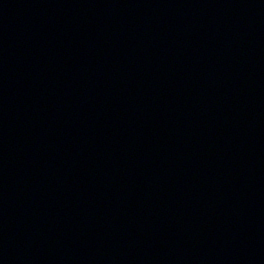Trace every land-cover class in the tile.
<instances>
[{"label":"water","instance_id":"obj_1","mask_svg":"<svg viewBox=\"0 0 264 264\" xmlns=\"http://www.w3.org/2000/svg\"><path fill=\"white\" fill-rule=\"evenodd\" d=\"M0 264H264V0H0Z\"/></svg>","mask_w":264,"mask_h":264}]
</instances>
